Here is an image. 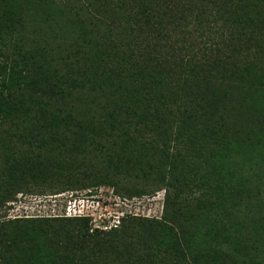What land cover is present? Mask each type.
<instances>
[{
	"label": "trees",
	"instance_id": "obj_1",
	"mask_svg": "<svg viewBox=\"0 0 264 264\" xmlns=\"http://www.w3.org/2000/svg\"><path fill=\"white\" fill-rule=\"evenodd\" d=\"M6 36L16 38L0 61V122L30 131L24 149L2 143L0 205L29 182L145 192L118 175L170 192L161 218L109 231L91 230L89 216L55 229L41 218L0 239V264H264L250 250L264 0H0L4 46Z\"/></svg>",
	"mask_w": 264,
	"mask_h": 264
},
{
	"label": "rangeland",
	"instance_id": "obj_2",
	"mask_svg": "<svg viewBox=\"0 0 264 264\" xmlns=\"http://www.w3.org/2000/svg\"><path fill=\"white\" fill-rule=\"evenodd\" d=\"M33 23L31 21L30 15H25L24 26H27V30L30 29V25ZM24 31V30H23ZM25 34V31H24ZM15 36H6V46L0 44L2 47V55L0 54V61L6 60L7 56H12L13 54V42H15ZM24 124L16 127L10 121L0 122V171L5 166L4 155H3V147L2 143H5L11 146L14 150L24 149L27 147L26 138L20 136L21 134L26 135L29 133L30 128H23ZM92 148H90L91 150ZM97 151V150H96ZM81 159V158H80ZM85 160V164H91L96 162V158L94 155V151L83 157ZM258 161L259 164H256ZM98 164V162H97ZM253 167L256 169V182L254 185H258L259 195L257 196V200L252 201L251 204V213L253 214L252 218H257V238L255 239V245H257L258 249H250L253 251L252 258L258 260H264V162L261 158L255 159L252 163ZM100 169H103L105 172L111 171L114 172L113 168L109 167L106 163L105 166L102 163L99 165ZM86 170H82L81 172L84 173ZM68 171H66L67 173ZM82 173H80L82 175ZM251 173H254L251 171ZM72 172L66 174L67 176L71 175ZM121 178V182L124 183L129 188H133L135 190H144L142 194H136L134 196H129L124 194V192H118V189L110 186V185H93L89 188L79 189L69 187L66 189H51L48 184L43 183H31L27 184L22 190L16 192L15 195H12L9 200H7L4 204L0 205V239L5 238L7 243H13L15 240H19L23 237L24 233L31 228V226L37 225L43 219L41 218H21L15 217L16 214L21 215L23 214L22 211L14 212L11 211L10 202L15 199H19L18 197H26L27 201L31 202L36 196V198H44V197H54L55 194L59 193H74L77 196H85L91 197V199L99 200L105 212V217L99 221L93 220L91 217V230L92 229H100L97 225L98 224H106V225H113L118 224L120 225L122 219H128L130 217H148V218H161L164 212V204L166 200V196L170 192L167 187H164L162 184H159L157 180H146V179H137L134 176L125 177L124 175H118ZM117 178V177H116ZM259 178V179H258ZM75 187V186H74ZM50 195V196H49ZM41 196V197H40ZM65 196L61 198H57V208H61L63 203L60 202V199L63 200ZM48 199V198H46ZM31 200V201H30ZM39 199L36 201L38 202ZM14 202V201H13ZM25 203L24 200L18 201L19 203ZM12 204V203H11ZM17 204H14L15 206ZM101 211V209H99ZM60 214V211H59ZM51 219L53 229L59 228L61 226L67 225L69 226L70 218L65 216H53L48 217ZM121 221V222H120ZM51 227L48 228V230ZM105 231H109L110 229H103ZM12 261V259H9Z\"/></svg>",
	"mask_w": 264,
	"mask_h": 264
},
{
	"label": "built area",
	"instance_id": "obj_3",
	"mask_svg": "<svg viewBox=\"0 0 264 264\" xmlns=\"http://www.w3.org/2000/svg\"><path fill=\"white\" fill-rule=\"evenodd\" d=\"M50 196V195H49ZM65 196L60 202L63 203L62 207L59 209L57 204V198ZM26 197H18L10 202L11 211L18 212L22 211L23 214H16L15 217H25V218H47L53 216H66V217H83L89 216L93 220L99 221L102 216L105 217V212L103 211L105 207L101 205L99 200L91 199V197L77 196L74 193H59L55 194L54 197H44L36 198L34 196L31 202L27 201ZM48 198V199H46ZM39 199L38 202H36ZM24 200L25 203H19L18 201ZM12 203V204H11ZM14 204H17L16 206ZM101 209V211L99 210ZM60 211V214H59ZM100 229H111L112 227L118 226V224L106 225L102 223L97 225Z\"/></svg>",
	"mask_w": 264,
	"mask_h": 264
}]
</instances>
